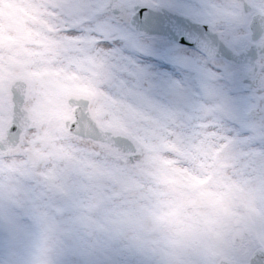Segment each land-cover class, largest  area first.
<instances>
[{
	"label": "bare ground",
	"instance_id": "1",
	"mask_svg": "<svg viewBox=\"0 0 264 264\" xmlns=\"http://www.w3.org/2000/svg\"><path fill=\"white\" fill-rule=\"evenodd\" d=\"M96 3L0 0L3 42L11 43L5 26L25 32L15 52L0 50V78L26 84L30 122L20 150L38 158L39 179L16 189L4 170L12 157L0 154V264H210L203 259L210 238L225 244L239 228L248 234L237 247L264 244V124L244 119L253 104L203 64L183 87L162 91L151 75L158 69L142 55L159 43L146 39L153 34L129 30L115 10L91 9ZM82 97L96 126L123 134L134 153L68 128ZM233 142L235 176L218 180L220 191L207 157ZM18 148L19 141L0 150ZM217 221L221 234L211 228Z\"/></svg>",
	"mask_w": 264,
	"mask_h": 264
},
{
	"label": "rangeland",
	"instance_id": "2",
	"mask_svg": "<svg viewBox=\"0 0 264 264\" xmlns=\"http://www.w3.org/2000/svg\"><path fill=\"white\" fill-rule=\"evenodd\" d=\"M231 1V0H228ZM253 1L256 3V7H259L264 12V0H247ZM133 3H141L151 7H166L169 10L179 11L182 14H185L196 21H203L207 23V26L210 28L213 23V18L215 15L212 11V6L210 5L209 0H97L96 5L91 6L90 8H101L99 11L100 14H107L112 10H115L116 14L112 15L113 18L119 20L122 24L125 25L129 30L133 29L134 27L129 23V17L131 13L130 5ZM221 4L220 2H218ZM228 6V5H227ZM226 6V12H231L229 15L225 14L227 17L226 24L214 27L216 29L215 32H219L220 36H223L222 33L225 34V39L227 42L230 39L227 36L231 37H242L240 43L234 44L230 43L235 50L240 49L244 46V44L248 41V34L249 30L247 27V22L249 20L250 14H247L244 18H236L234 14L236 13V9H230ZM223 11V5L219 6ZM218 10H220L218 8ZM217 10V11H218ZM131 28V29H130ZM211 29V28H210ZM134 30V29H133ZM214 31V29H211ZM4 31L8 35L11 40V43L3 42L4 36L3 30L0 31V50H3L4 47H13L11 52H15V49H18L20 46L21 40H25V32L23 29L15 25L13 27H4ZM140 32V31H136ZM144 34V33H143ZM166 38L162 35H146L147 40H153V42H160V40ZM145 39V40H146ZM24 43V42H23ZM259 44L264 45V34L258 40ZM19 44V45H18ZM258 66L256 69H253L248 64H241L239 65V71L241 74H246L250 77V79L245 80L243 84H232L229 83L228 80H221L219 79L223 85L227 88L230 86L231 88H240L239 91L244 93L243 95L247 96V101L250 104H253L252 107H247L250 110V116H244L245 120L252 119L255 122L261 121L264 124V53L260 54L258 59ZM221 63L223 61H220ZM253 71V73L249 72ZM16 79L14 76H10L3 80V74L0 78V137L3 136V131L7 123L10 119V106L12 101L10 99V90L8 88L9 83ZM26 85V84H25ZM247 85V87H245ZM4 88V90H3ZM233 92V91H232ZM23 103V107H25V98ZM249 106V105H248ZM247 109V110H248ZM255 114V115H254ZM217 117L222 118L221 112L217 113ZM32 118V117H31ZM239 142L233 143H226L220 149L214 150L210 156L207 157L209 165H208V178L211 183L217 184L218 189L221 191L225 186L217 183L218 180L224 178H230L235 176L234 172H232L234 166L237 164L239 157H230L227 155L228 152L234 151L236 148L239 147ZM27 143L24 142L22 138L19 140V148L17 150L11 151H1L0 154L3 158L7 156L12 157V163L14 164L13 167H6L4 170L5 172L10 173L14 176V182L12 185L16 186V189H20L22 187L32 186L35 187L34 184H37L39 179L35 176V166L38 162V158L33 154L32 150L28 148L26 151L21 152L20 148L25 147ZM3 152V153H2ZM137 154H140L139 150H137ZM21 160V163L18 161ZM258 172L261 173L260 168L258 167ZM263 169V167L261 168ZM199 182L195 185L197 188L202 186V180L199 179ZM116 189V186H113ZM130 190V189H129ZM32 191L29 189V192ZM131 191V190H130ZM125 194V193H123ZM228 196H232L230 192L226 193ZM213 206L219 208L221 205L215 201L212 202ZM14 208V205H11ZM19 208V205L16 209ZM201 208H205L201 206ZM212 216H216V212L213 210L211 212ZM239 221L233 217L230 220L231 225H238ZM210 227V224L206 223L203 227ZM212 230L215 233L221 234V222L217 221L216 225H211ZM129 231V230H127ZM248 230L246 228H239L236 231L227 235V241L225 244L216 240L215 236L210 238L212 247L210 249L205 248L203 251V259L205 262L210 264H217L218 260L221 257L230 258L232 257L237 264H246L248 262V258L258 246L264 248V244H254L251 243L247 245H243L242 247H237L238 241L247 237ZM202 249V246L200 247ZM63 254L67 256V258H76L73 257L71 254L68 253L67 250H62ZM98 252H94V255H97ZM83 257H79L80 259ZM40 258L42 260H46V254H41ZM77 258V259H79ZM79 259V260H80ZM40 264H47V263H40ZM92 264H110L109 261H100V262H93Z\"/></svg>",
	"mask_w": 264,
	"mask_h": 264
},
{
	"label": "water",
	"instance_id": "3",
	"mask_svg": "<svg viewBox=\"0 0 264 264\" xmlns=\"http://www.w3.org/2000/svg\"><path fill=\"white\" fill-rule=\"evenodd\" d=\"M141 7L147 9V19H143L138 15L139 9ZM130 9L132 12L129 17V23L135 29L143 31L147 34L162 35L166 37V33L163 30H157L155 28V24L158 20L162 23H166L169 28H174L177 26L175 17L169 15V12L175 11L169 10L166 7H151L140 3H133L130 5ZM183 15L190 18L185 14ZM190 20L195 21L197 24H202L208 27L206 22L196 21L192 18H190ZM248 28L250 30L251 42L239 51H235L233 48L227 45L228 48L225 51L227 55L234 56L239 65L248 64L253 69H256L258 66L257 57L264 53V45L256 44L254 41H256L264 32V14H254L248 23ZM211 32L217 34V32L213 30H211ZM211 45L212 38L209 37L208 43L205 44L204 47L206 49H210ZM251 73H253V71H251ZM25 86V82L18 78L9 83V88L12 90V104L10 106V119L3 131L4 136L0 137L1 150L14 148L19 141L20 133L29 125L30 120L27 111L22 107V102L25 95ZM87 102L88 99L86 97L79 99V106L77 108L78 118L75 121L68 122V128L76 134L106 142L112 147H120L128 153H134V145L126 137H124L123 134L117 132L112 134V130L96 126L94 120L87 110ZM217 264L234 263H232L227 258L221 257ZM246 264H264V250L260 247H257L251 253Z\"/></svg>",
	"mask_w": 264,
	"mask_h": 264
},
{
	"label": "snow or ice",
	"instance_id": "4",
	"mask_svg": "<svg viewBox=\"0 0 264 264\" xmlns=\"http://www.w3.org/2000/svg\"><path fill=\"white\" fill-rule=\"evenodd\" d=\"M138 15L147 19V9L141 7ZM169 15L175 17L177 26L169 28L166 23L158 20L155 28L163 30L166 38L142 53L149 61L148 69H158L151 72V75L158 79L162 91L176 86L183 87L190 76L196 75L201 64L218 79H226L232 84H243L250 79L246 74L240 73L238 61L234 56L226 54L227 44L216 33H212L210 28L197 24L179 11L169 12ZM209 37L212 38V45L210 49H206L204 45L208 43ZM193 61L194 66H186ZM177 69L182 71L178 72Z\"/></svg>",
	"mask_w": 264,
	"mask_h": 264
},
{
	"label": "flooded vegetation",
	"instance_id": "5",
	"mask_svg": "<svg viewBox=\"0 0 264 264\" xmlns=\"http://www.w3.org/2000/svg\"><path fill=\"white\" fill-rule=\"evenodd\" d=\"M209 1L211 2L210 5L212 6L211 8H212L213 14L215 15V13L218 12V13H216L215 17L213 18L214 24H212V26L210 27L211 29H214V31H216V29L214 27L226 24L227 17L225 14L229 15L231 13L229 11L226 12L227 10H225V8L227 5H228L227 6L228 8H230V9L235 8L237 10L236 13L234 14V16H236V18H244L247 14H250L249 20L247 22V27H248V23H249L250 19L252 18V16L254 14H258V13L264 14L262 9H260L259 7H256V3L253 1H247V0H231V1H228V0H209ZM218 2H220L223 5V8H224L223 11L219 7L221 4H219ZM218 8L220 10H218ZM248 30H249V28H248ZM217 34L220 36L218 31H217ZM222 34H223V36H220V37L223 39V41L227 45L231 46L232 48H233V46L230 43L238 44V43H240L241 38H242V37L234 38L231 36H227L230 39V41H229L230 43H229L224 38L225 34L224 33H222ZM263 34H264V32H263ZM259 38L256 41H254V43L259 44L258 43ZM250 42H251V39H250V30H249L248 41L244 44V46L240 49H237V50H235L234 48L233 49L235 51H239V50L243 49L246 45H248Z\"/></svg>",
	"mask_w": 264,
	"mask_h": 264
}]
</instances>
